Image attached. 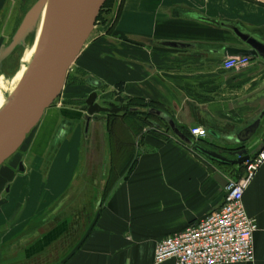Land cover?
<instances>
[{
	"label": "crops",
	"instance_id": "1",
	"mask_svg": "<svg viewBox=\"0 0 264 264\" xmlns=\"http://www.w3.org/2000/svg\"><path fill=\"white\" fill-rule=\"evenodd\" d=\"M222 7L224 15L212 20L242 24L264 39L263 1L226 0ZM136 8L124 1L115 32L146 40L150 48L127 44L121 63L95 45L85 46L76 62L80 73L69 84L67 79L61 106L45 113L27 150L22 147L14 163L12 158L0 167V264H155L159 242L221 206L224 190L213 176H241L239 167H221L192 152L147 110L166 113L187 132L205 129L202 143L219 151L229 145L222 138L235 136L264 109V63L252 60L246 69L224 71L222 49L239 44L220 25L206 24V11L202 21L194 20L180 16L194 11L177 4L171 21L158 9L151 25ZM87 74L102 84L98 92L122 84V106L133 111L112 117L110 130L102 120L92 122L86 147L77 127L54 150L57 128L74 114L62 104L77 95ZM263 137L264 122L246 146ZM243 204L257 224L248 264H264V165Z\"/></svg>",
	"mask_w": 264,
	"mask_h": 264
},
{
	"label": "water",
	"instance_id": "2",
	"mask_svg": "<svg viewBox=\"0 0 264 264\" xmlns=\"http://www.w3.org/2000/svg\"><path fill=\"white\" fill-rule=\"evenodd\" d=\"M106 1L37 0L22 18L10 45L0 54V65L14 50L19 49L22 53L28 43L32 42L43 15L33 58L25 74L0 109V167L9 163L18 154L28 136L42 121L45 113L52 107L58 106L57 102L64 91L69 73L90 40ZM179 15L203 20L201 14L192 11ZM206 24L220 25L222 29L231 33L239 44L222 49L220 56L224 58V61L232 58H247L250 61L264 63V39L257 30H249L242 24L236 25V22L228 23L227 19L218 23L206 17ZM163 46L176 47L177 44L164 43ZM97 98L99 96L96 93H91L85 100L84 110L75 114L73 118L70 117L69 123L84 127V131L88 132L94 118L101 120L104 116L115 117L127 111H133L122 106L126 98H115L112 102L100 101V99L97 102ZM147 114L159 117L167 126L170 135L192 152L221 167L238 168L251 155L257 154L264 147V137L252 148L246 146L261 129L264 122V109L254 120L245 124L235 136L221 139L209 131L210 136L229 144L220 147L219 151L206 147L202 141L195 142L188 137L182 127L177 126L166 113L149 109ZM18 167V172L23 174V163H20ZM213 179L221 189H225L227 180L222 174H215Z\"/></svg>",
	"mask_w": 264,
	"mask_h": 264
},
{
	"label": "built area",
	"instance_id": "3",
	"mask_svg": "<svg viewBox=\"0 0 264 264\" xmlns=\"http://www.w3.org/2000/svg\"><path fill=\"white\" fill-rule=\"evenodd\" d=\"M247 58H232L222 62L224 71L250 66ZM189 136L199 142L206 139V130L191 127ZM264 165V147L242 165L236 180L225 177L227 185L221 206L195 224L176 232L161 242L154 251V263L163 264H248L254 260L255 219L246 213L243 196L260 168Z\"/></svg>",
	"mask_w": 264,
	"mask_h": 264
},
{
	"label": "rangeland",
	"instance_id": "4",
	"mask_svg": "<svg viewBox=\"0 0 264 264\" xmlns=\"http://www.w3.org/2000/svg\"><path fill=\"white\" fill-rule=\"evenodd\" d=\"M124 1L130 2V4L136 6L137 7L136 9H138L137 16L140 17V19L142 18L143 21L147 19V21H149V23L152 25L154 23L152 21L150 22V20L148 19L150 17L152 18L155 15V13H157L158 9L160 10L163 9L162 10L164 13L163 18L166 17L169 19V21H171L172 17L170 15V10L173 6L174 7L177 6V4H182L184 7L190 8V10H193L195 13H198L201 15L204 13V11H206V14H209L208 16L210 18L212 19L214 18L217 20V18H220L221 15H224L225 10L223 9L224 7L222 6H224V1L226 0H123V3ZM255 1L258 2L259 0H254V2ZM260 1L264 2V0H260ZM118 2L121 3L122 0H118ZM100 15L101 16L98 17V21L96 24L97 26L95 27L90 40L87 42L86 47L95 45L97 49L103 50V52L107 53V56L116 58L121 63H123L122 50L124 46H127V44L128 45H143L144 43L143 46L150 48L146 40L145 41L141 40L142 42H139L137 40H133L132 38H129V36H126V35L122 36L121 33L119 32L118 33L114 32L113 34L111 33L112 35H110V33H108L111 30L110 24H109L111 19L109 17L113 18L114 14L112 16H109L108 12L104 11ZM150 24L146 25V28L149 27L153 30L155 26L151 27ZM143 28H145V26H143ZM35 48L33 52L35 51ZM32 54H31V57L33 56ZM113 54H116V55L114 56ZM117 54H119L118 56L120 57H118ZM103 55H106V54H103ZM102 58H105V57H102ZM29 60L31 61V58L29 59L27 52H25L23 55L20 54L18 56L17 67L15 71L8 76L5 75L4 73L0 74V97H3L4 99H6L8 98V95H10L13 92V90L15 89L19 81L21 80V69L23 67H26L28 64H30ZM79 73H80V70L77 68V64L75 63L67 78L68 84L70 83V80L76 74L79 75ZM122 91H123L122 84L118 86L114 85V83H112V85H106L104 89L99 93V99L100 101L109 100L114 95H116L117 93H121ZM61 94L62 95L60 96L57 102L59 106H61L60 102H62V99L64 98L63 93ZM33 133H31L30 136H28L26 142L24 143L23 145L24 150H27V144L30 143L31 141L30 139L32 138ZM21 150L19 152H21ZM16 160L17 159L14 158L12 161H10V163L11 162L14 163Z\"/></svg>",
	"mask_w": 264,
	"mask_h": 264
},
{
	"label": "flooded vegetation",
	"instance_id": "5",
	"mask_svg": "<svg viewBox=\"0 0 264 264\" xmlns=\"http://www.w3.org/2000/svg\"><path fill=\"white\" fill-rule=\"evenodd\" d=\"M36 1L37 0H0V54L3 49L7 48L10 45L12 38L21 23L22 18L25 16L28 10H30V8L34 5ZM122 7L123 0L121 3L118 2V0H111L109 6L103 8L100 13L102 14L104 11H106L108 12L109 16H112L114 14L113 18L109 17L111 19L109 23L110 29L112 30L108 32L110 33V35L115 32L117 26L119 25L118 23L120 21L122 13ZM20 54V50L16 49L11 53V55H8V57L3 60L0 65V74L4 73L7 76L12 74L17 67V60ZM78 82L80 84H78L77 88L79 87L80 90L78 91L77 95L62 104L63 107L67 106L73 110L74 115L72 116V118L75 116V114L81 113L84 110L85 100L91 93H96L99 96L100 92H98V90H100L102 86V84H98V82L91 78L88 74L87 76L84 75L83 78H81V80ZM85 85L88 86L89 90L91 89V91L85 92L82 89ZM119 95L120 94L117 93L112 98L105 101L112 102L115 98H119ZM98 99L99 98H97L96 100L97 102L99 101ZM134 105L136 106V109H143L141 104H139L138 102H136V104ZM128 113L129 112H126V114ZM101 120L104 121V127L106 128V130L112 129V127L115 125V120L112 117L104 116V118H102ZM96 121L99 120L95 118L92 120V122ZM77 127H80V132H82L83 136L85 137L82 143L83 147L88 146L90 143V129H88V132H85L84 127H81L76 124H71L69 123V120H63L57 128V131L51 142V147L56 150L61 143V137L72 133L74 130H76ZM50 160L51 159H48L44 162L45 170L46 168H48ZM18 169L19 167L17 168V170Z\"/></svg>",
	"mask_w": 264,
	"mask_h": 264
},
{
	"label": "bare ground",
	"instance_id": "6",
	"mask_svg": "<svg viewBox=\"0 0 264 264\" xmlns=\"http://www.w3.org/2000/svg\"><path fill=\"white\" fill-rule=\"evenodd\" d=\"M42 14H44V13H42ZM42 21H43V15L41 16V18H40V21H39V23H38V26H37V28H36V32H35V35H34V39L32 40V42H30V43H28V45H27V47L24 49V51L21 53L22 55L25 53V52H27V54H28V57H29V59L31 58V60H32V58H33V56L31 57V54H32V52H33V50H34V48L36 47V44H37V41H38V38H39V35H40V31H41V26H42ZM35 52V51H34ZM34 52H33V54H34ZM32 54V55H33ZM30 61V60H29ZM31 62V61H30ZM29 65V64H28ZM27 65V66H28ZM23 67L22 69H21V78H22V76L25 74V72H26V70H27V68L28 67ZM5 102H6V99H4L3 97H0V109L3 107V105L5 104Z\"/></svg>",
	"mask_w": 264,
	"mask_h": 264
},
{
	"label": "trees",
	"instance_id": "7",
	"mask_svg": "<svg viewBox=\"0 0 264 264\" xmlns=\"http://www.w3.org/2000/svg\"><path fill=\"white\" fill-rule=\"evenodd\" d=\"M109 4H110V0H107L106 3L104 4V7H103V8H105L106 6H109ZM183 131H184V130H183ZM184 133H185L188 137H190L187 131H184ZM232 168H233V167H232ZM242 170H243L242 167H239V168H238V171H240L241 174H242ZM231 174H232V172H230V175H231Z\"/></svg>",
	"mask_w": 264,
	"mask_h": 264
}]
</instances>
